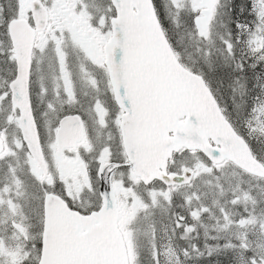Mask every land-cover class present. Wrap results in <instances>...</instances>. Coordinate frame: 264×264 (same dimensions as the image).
Returning <instances> with one entry per match:
<instances>
[{
    "label": "snow or ice",
    "instance_id": "snow-or-ice-1",
    "mask_svg": "<svg viewBox=\"0 0 264 264\" xmlns=\"http://www.w3.org/2000/svg\"><path fill=\"white\" fill-rule=\"evenodd\" d=\"M0 264H264V0H0Z\"/></svg>",
    "mask_w": 264,
    "mask_h": 264
}]
</instances>
